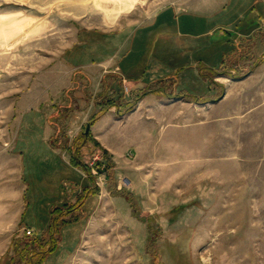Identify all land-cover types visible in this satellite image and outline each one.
<instances>
[{
  "label": "rangeland",
  "instance_id": "obj_1",
  "mask_svg": "<svg viewBox=\"0 0 264 264\" xmlns=\"http://www.w3.org/2000/svg\"><path fill=\"white\" fill-rule=\"evenodd\" d=\"M0 214V264H264V0H0Z\"/></svg>",
  "mask_w": 264,
  "mask_h": 264
},
{
  "label": "trees",
  "instance_id": "obj_2",
  "mask_svg": "<svg viewBox=\"0 0 264 264\" xmlns=\"http://www.w3.org/2000/svg\"><path fill=\"white\" fill-rule=\"evenodd\" d=\"M50 143L52 144V146H57V143H54L53 141H51ZM58 144L60 145L61 143H58ZM95 145H96V147L99 146V142L98 141H95ZM62 147L65 150H71V147L69 146V142H64V144H63ZM76 151H77V153H75L74 155H72V158H71L72 164L84 168L86 170V172L88 173L89 176H91L92 178H95L96 177V174H91L92 167L90 165L86 164L82 160L81 156L79 155V149L76 150ZM103 164L107 168V171H108V179L109 180H113V172L111 171V167H112L111 166V162H109L108 159H107L106 163H103V161H96L95 162V165L97 166L99 172H102L101 165H103ZM118 192L121 193V192H123V190H119ZM128 194L129 193H125L124 195H126L128 198H130ZM65 206H67V208L65 210L60 207V210H59L60 213L63 212V215L65 213H69L70 215H69V217H63L62 220H61V222L62 223H70V222L78 221L79 218L82 215V207H81L82 206V199L80 200V202H76V203L70 204V205L69 204H66ZM58 207L59 206H56L54 208V210H56ZM132 207H133L132 212L137 214V212H135V208H134L133 204H132ZM51 226L52 227H55V226H58V225L54 222ZM58 239H59V237H53L52 243L48 246V248L47 249H44L42 251H39L40 256H39V259H38L37 263L42 262L47 257V255L49 254V252H52V251H54L56 249ZM21 251L22 250L20 248H17V252L20 253Z\"/></svg>",
  "mask_w": 264,
  "mask_h": 264
},
{
  "label": "bare ground",
  "instance_id": "obj_3",
  "mask_svg": "<svg viewBox=\"0 0 264 264\" xmlns=\"http://www.w3.org/2000/svg\"><path fill=\"white\" fill-rule=\"evenodd\" d=\"M22 1V0H21ZM21 17V16H20ZM25 21V22H24ZM30 21V18H21V19H16V20H13V21H9V23L8 22H5V24H4V32H3V34H2V39H3V41H6V42H8L9 41V36H10V34L12 33L11 31H13L14 30V28L16 29L17 27H19V26H23V22L24 23H28ZM37 22V21H36ZM15 24H16V27H15ZM30 24H31V22H30ZM12 26L13 28L12 29H10V27H8L7 28V26ZM18 25V26H17ZM28 26H30V25H28ZM33 26H34V24H33ZM36 26V25H35Z\"/></svg>",
  "mask_w": 264,
  "mask_h": 264
},
{
  "label": "crops",
  "instance_id": "obj_4",
  "mask_svg": "<svg viewBox=\"0 0 264 264\" xmlns=\"http://www.w3.org/2000/svg\"><path fill=\"white\" fill-rule=\"evenodd\" d=\"M173 10V14L176 16L175 13H177L178 10H176L175 8L171 9ZM157 22L159 24V27L161 30H166L165 26L169 23V18H168V15H165L163 13H159V15L157 16ZM3 215L0 214V221H1V217Z\"/></svg>",
  "mask_w": 264,
  "mask_h": 264
},
{
  "label": "built area",
  "instance_id": "obj_5",
  "mask_svg": "<svg viewBox=\"0 0 264 264\" xmlns=\"http://www.w3.org/2000/svg\"><path fill=\"white\" fill-rule=\"evenodd\" d=\"M130 179L128 177H122L119 181V187H127L130 184ZM29 233L32 232V230H28Z\"/></svg>",
  "mask_w": 264,
  "mask_h": 264
},
{
  "label": "water",
  "instance_id": "obj_6",
  "mask_svg": "<svg viewBox=\"0 0 264 264\" xmlns=\"http://www.w3.org/2000/svg\"><path fill=\"white\" fill-rule=\"evenodd\" d=\"M89 129V126L87 127V130Z\"/></svg>",
  "mask_w": 264,
  "mask_h": 264
}]
</instances>
